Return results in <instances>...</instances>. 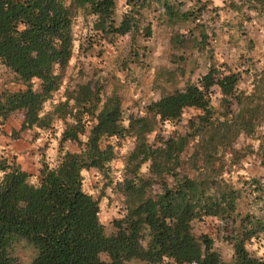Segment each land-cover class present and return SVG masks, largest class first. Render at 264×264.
Listing matches in <instances>:
<instances>
[{"label":"trees","instance_id":"obj_1","mask_svg":"<svg viewBox=\"0 0 264 264\" xmlns=\"http://www.w3.org/2000/svg\"><path fill=\"white\" fill-rule=\"evenodd\" d=\"M152 1L125 0L127 8L117 19V0H0V77L4 78L0 123L22 110L19 130L46 128L61 110L60 104H67L73 121L66 124L60 141L78 145V149L58 151L52 165L43 159L35 181L29 180L30 173L15 156L0 154V264H20L15 252L19 240L35 248L29 264H126L131 259L150 264H264V257L246 246L264 233V218L252 211L243 215L237 211L239 200L251 190L259 200L263 185L254 176L243 175L239 178L242 185H236L223 176L222 162V155L236 150L234 142L240 134L253 136L259 146L264 141L260 130L264 77L254 80L255 94H244L238 89L239 70L211 63L196 79H185L182 88L149 101L139 115L126 113L122 97L108 91L106 84L85 81L77 83L54 108L43 110L61 88L74 54L75 15H93L91 28L104 37L130 33L136 43L140 34H152L150 21L144 20ZM155 1L170 25L188 23L207 8V1L201 0L187 9L181 8L182 0ZM240 2L264 14V0ZM239 28L243 29L242 22ZM199 35L191 39L176 32L170 33L169 40L177 45L193 40L192 49L203 50L207 44L204 28ZM130 50L138 58V51ZM187 57L178 58L180 68ZM11 83L19 86L11 88L7 85ZM213 86L221 94L218 116L210 103ZM186 107L202 111L189 121L190 130L159 137L160 144L154 146L148 134L155 122L178 120ZM13 131L18 130H12V135ZM127 135L134 140L126 155L129 175L118 183L125 212L114 216L108 229L98 215V198L83 188V171L104 168L116 157L117 140ZM111 136L115 142L108 141ZM190 140H195L190 157L196 173L182 166L181 155ZM199 155L203 156L200 167L196 165ZM145 162H149L148 169L142 171ZM206 216L233 224L227 236L233 247L229 258L214 247L210 234L195 230V224Z\"/></svg>","mask_w":264,"mask_h":264},{"label":"rangeland","instance_id":"obj_2","mask_svg":"<svg viewBox=\"0 0 264 264\" xmlns=\"http://www.w3.org/2000/svg\"><path fill=\"white\" fill-rule=\"evenodd\" d=\"M201 1H207V8L199 11L197 17H193V20L185 24L170 25L166 21L162 6L153 0L151 7L144 11L146 16L144 20L150 21L152 34L148 37L140 34L136 43H133L130 33L104 37L101 32L91 28L93 15H84L81 12L76 14L73 18L74 54L65 69L61 88L53 94L52 100L44 103L43 110L52 109L55 103L64 101L77 83L89 81L95 86L106 84L105 88L108 91L114 90L122 97L126 113L133 112L139 115L144 112V106L149 101L157 99L162 93L175 87L182 88L185 79H196L211 63H215L220 68L229 67L239 70L241 77L238 89L244 94H255L257 90L253 86L254 80L260 81L261 77H264V14L239 4L240 0H233L234 4L240 5L239 9L231 5L232 0ZM196 4L197 0H182L181 8L187 9ZM126 8L125 0H117V19ZM246 16L250 18H245ZM145 21L143 23H146ZM240 22L243 23V29L239 28ZM200 28H204L207 39L203 50L192 49L195 47L192 45L193 40L182 45L169 40L170 33L176 32H183L191 39L200 38ZM131 48L138 51V58L132 54ZM183 49L186 53L182 52ZM181 54L188 57L183 64L184 67L180 68L182 62L178 58ZM183 70L184 73L186 72L185 75L182 73ZM7 85L11 88L19 86L16 83ZM220 97L218 87L213 86L210 103L216 116L220 115L222 110ZM68 101L73 102L72 99ZM60 105L61 110L54 115L51 126L25 128L23 129L25 136L21 134L22 130L13 131V136L18 133V137L29 140V150H19V153L24 152L22 158L25 162L28 153L31 166L36 168V171L34 167L29 168V180H36L43 159L52 165L59 156L58 151L78 149V145L71 140L60 141L66 124L73 121L68 112L70 105ZM21 112L22 110H17L9 116L14 118L13 121L16 119V123ZM198 113H202L201 109L186 107L178 120H158L155 122L154 130L148 134L149 141L156 146L160 144V140L157 139L159 137L190 130L189 121ZM260 130L264 132V124L260 125ZM81 137L84 139V135ZM107 139L115 142L112 136ZM133 141L130 135L117 140V154L114 159L107 162L102 169L90 167L83 171V188L98 198V215L108 229L111 227V219L125 212V203L118 183L129 175L126 155L133 147ZM194 142L195 140H190L181 155L185 159L182 166L190 173L198 171L193 167L195 162L190 157ZM234 143L236 150L222 155V162L225 164L223 176L239 186L242 185L239 179L241 175L254 176L260 181L263 188L259 200L253 197L256 191L251 190L239 200L237 211L242 215L252 211L264 218V146L262 145L264 141L259 146L260 142L253 136L240 134ZM202 161L203 156L199 155L196 165L200 167L203 165ZM148 165L149 162L143 163L141 170L147 171ZM154 187H157L156 183ZM232 226L233 224L225 219L206 216L195 224V230L210 234L214 239V247L224 258H229L233 247L227 236ZM246 246L252 253L264 257V233L253 237ZM34 251V246L25 240H19L15 245L16 257L20 264H29ZM126 264L150 263L131 259Z\"/></svg>","mask_w":264,"mask_h":264},{"label":"crops","instance_id":"obj_3","mask_svg":"<svg viewBox=\"0 0 264 264\" xmlns=\"http://www.w3.org/2000/svg\"><path fill=\"white\" fill-rule=\"evenodd\" d=\"M2 79H4V78L0 77V86L3 84L1 82ZM22 117H23V115L21 112V114L17 117L16 123H15L16 119H15V121H13L14 118L12 119L10 116L7 119H5V121L0 123V154H4V155H8V156H15V159L20 163L21 167L29 172L30 171L29 168H33L34 166H31V164H30V159H28V157H27L28 153H26V157H25L27 160L26 162L22 158L24 152L22 151L19 153V150H23V149L29 150L28 149V146H29L28 141L29 140L28 141L24 140L25 139L24 137L20 138L18 136H17L18 138H14L12 135L13 128L16 130H19V127H20V124L22 121ZM21 134L25 136V133L23 130H22ZM21 142H23V143H21ZM40 166H39V168H40ZM35 171H36V168H35ZM38 173H39V170L37 171V176H38Z\"/></svg>","mask_w":264,"mask_h":264}]
</instances>
